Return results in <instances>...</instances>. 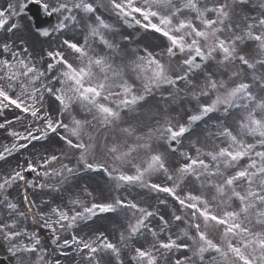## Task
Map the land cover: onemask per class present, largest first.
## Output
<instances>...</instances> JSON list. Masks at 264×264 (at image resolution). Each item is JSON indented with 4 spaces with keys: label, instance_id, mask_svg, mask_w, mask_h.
Returning <instances> with one entry per match:
<instances>
[{
    "label": "rangeland",
    "instance_id": "374dc122",
    "mask_svg": "<svg viewBox=\"0 0 264 264\" xmlns=\"http://www.w3.org/2000/svg\"><path fill=\"white\" fill-rule=\"evenodd\" d=\"M26 2L0 0V21L9 22L8 32L0 38V91L22 99L33 109L44 108L51 123L57 112L55 96L65 99L69 105L65 135L84 148L78 154L72 153L57 140L32 151L28 164L39 167L41 174L36 176L31 196L45 219L42 221L49 223L42 228L21 200L24 186L18 180L17 168L22 161L15 149L22 144L26 131H41L43 125L20 123L9 115L0 117V127L14 128L7 135L0 130V254L14 264H50L58 259L59 246L52 248L53 236L68 238V224L81 218L83 244L91 247L83 256L89 261L82 263L76 256L68 264H95L97 250L102 264H115L120 254L128 259L137 257L146 264H241L236 255L245 264H264V196L247 202L244 211L231 201L229 207L227 198L217 194L220 188L229 190V174L234 169L226 155L232 151L230 143L252 136L256 140L264 133V2L253 0L241 5L233 0H161V6L156 0H145L143 4L156 23L172 31L185 47V53L170 59L164 50L166 45L153 39L133 41L135 51L125 52L120 48L122 37L134 38L137 32L121 29L118 34L116 29L122 26L115 17L88 18L80 6L82 0H44L49 9L60 7L58 20L67 32L57 45L68 59L69 68L81 67L82 76L94 71L84 76L83 94L72 93L73 107L70 93L75 81L64 68L46 76L48 50L41 46L31 23L21 16V5ZM182 6L185 11H180ZM108 12L105 7L99 8V14ZM243 31L255 33L259 45L248 43L247 37L237 40ZM219 42L225 43L227 53L216 50ZM74 47L78 52L72 51ZM255 51L261 57L257 66L252 61ZM8 53H14L17 59L7 62ZM196 54L207 56L209 62L204 70L194 73L188 63ZM136 71L141 73L140 83L134 81ZM92 78L95 84L90 83ZM143 93H147L144 100ZM234 94L242 100L243 111L227 120H208L186 139L182 156L171 155L167 149L170 137L186 128L203 108L218 105L226 109L229 96ZM128 99L130 110L122 111L117 102ZM112 116H116L117 123L111 125L108 121ZM10 134L17 140L10 139ZM97 142L101 148L93 149ZM189 152L197 154L199 167L196 176L186 177V168L192 163L184 159ZM80 156L107 165L109 174L123 173L143 180L148 176L145 172L157 173L152 168L155 162L167 164L169 172L157 176V182L176 189L188 201L196 200L225 223L215 225L204 217L198 226H192L180 209L162 204L155 207L154 200L145 203L131 187L123 195L126 201L134 202L136 209L122 211L118 217L97 219L103 233L93 239L90 225L84 220L94 214L95 205L104 207L115 202L117 189L114 179L80 178L79 172L77 176ZM57 169L66 170L69 178L58 182L53 177ZM63 184L67 186L61 189ZM90 199L101 202L92 204ZM145 207L161 212L157 217L150 216V210L139 213ZM147 216L150 218L143 220ZM138 217L148 223V229L142 227V220H135ZM66 219L68 222L60 227ZM133 232L136 238L128 245L125 237L133 236ZM48 247L49 252L45 251ZM205 249L209 252L203 256ZM203 258L204 263L199 261Z\"/></svg>",
    "mask_w": 264,
    "mask_h": 264
},
{
    "label": "bare ground",
    "instance_id": "6f19581e",
    "mask_svg": "<svg viewBox=\"0 0 264 264\" xmlns=\"http://www.w3.org/2000/svg\"><path fill=\"white\" fill-rule=\"evenodd\" d=\"M253 41H254V42H257V40H256L255 38H253ZM250 42H252V41H250ZM253 61L255 62V64H258V63H259V61H260V54H259V53H256V52H255V54L253 55ZM135 77H136V76H135ZM186 96H188V95H186ZM95 177H98V176H95ZM28 208H29L31 214H32L33 216H36L34 210H33L32 207L29 205V203H28Z\"/></svg>",
    "mask_w": 264,
    "mask_h": 264
}]
</instances>
